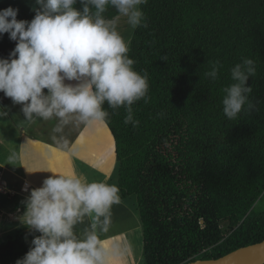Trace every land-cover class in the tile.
<instances>
[{"label": "trees", "instance_id": "obj_1", "mask_svg": "<svg viewBox=\"0 0 264 264\" xmlns=\"http://www.w3.org/2000/svg\"><path fill=\"white\" fill-rule=\"evenodd\" d=\"M81 11L84 4L76 0ZM90 15L95 9L88 5ZM128 56L147 74V102L112 109L120 199L133 196L143 264L217 258L264 238V0H147ZM119 13L108 5L103 16ZM253 59L251 110L222 111L230 69ZM219 61V63H215ZM215 68V79L207 75ZM247 109V105H245ZM41 235L18 231L0 244V264H16ZM264 264V263H263Z\"/></svg>", "mask_w": 264, "mask_h": 264}, {"label": "clouds", "instance_id": "obj_2", "mask_svg": "<svg viewBox=\"0 0 264 264\" xmlns=\"http://www.w3.org/2000/svg\"><path fill=\"white\" fill-rule=\"evenodd\" d=\"M36 2L46 10L36 11L30 21L17 20L18 9L11 6L0 10V35L7 33L16 41L9 57L0 59V92L23 105L29 119L35 113L44 119L56 116L66 124L75 114L86 125L105 123L106 101L112 109L125 108V125H138L132 105L141 99L147 102V74L134 70L128 42L117 30L115 18L106 20L103 13L111 5L132 29L146 26L140 5L147 0H81L82 12L73 7L76 0ZM88 5L94 7V17ZM255 73V61L246 57L230 69L232 83L223 88L221 101L228 119L254 107L247 81ZM207 75L215 79V68ZM119 193L116 184L89 183L75 173L44 179L30 192L24 215V222L41 235L16 264H110V250L100 245L95 229L103 224L102 230H107L112 206L120 203ZM85 216L92 219V230L78 239L73 228ZM112 251L115 257L122 255L118 244Z\"/></svg>", "mask_w": 264, "mask_h": 264}, {"label": "crops", "instance_id": "obj_3", "mask_svg": "<svg viewBox=\"0 0 264 264\" xmlns=\"http://www.w3.org/2000/svg\"><path fill=\"white\" fill-rule=\"evenodd\" d=\"M0 100V105L3 107L5 104V96H2L1 93ZM2 107L0 109L4 111ZM19 108L21 107L19 106ZM18 115L20 119L15 120V126L17 127L15 131H11L10 127H8L4 132V136L0 137V144L4 146L2 149L3 156L1 155L0 157V173L7 182V188L12 191L11 194L7 193L4 195H8L10 199L13 198L11 199V203L4 202L3 205H0V244L14 237L18 231L31 227L24 222V215L27 210L30 192L41 187L43 180L47 177L63 173H75L77 176L90 183L93 181H105L112 170V164L109 167H105V171L104 168L96 167L89 163L100 172L96 178L94 177L92 179L87 176V179L80 173L78 167H76L74 157L79 159V161L87 167L83 161L88 158L86 154L84 155L86 148L89 146L88 144H86V146L85 144H74L78 146V151H75L73 150V142L71 141L73 132H69V129L66 130L64 127H61L60 131H56V129L51 126V123H48L51 121V118L45 119V128L43 127L42 129L49 130L53 134H58L59 138L53 139L47 135L34 133L33 130L39 129L38 125H35V120L39 118V115L33 113L31 119L23 117L25 114L23 115L21 112H18ZM39 119L44 120L42 117ZM11 133H13V135H11ZM12 140L15 141V146L11 142ZM65 141H67V145H65ZM112 142L114 156L113 138ZM13 158L15 162H13ZM96 164L98 165L99 162ZM97 170L94 171L97 172ZM4 173L7 174L8 179L4 178ZM9 205L12 207L11 210L9 209ZM124 206L125 201L123 202L121 199L119 204H114L112 206L111 223L109 225L114 224L113 217L116 214V207L123 209ZM101 221H103V218H101ZM92 224V219L85 216L83 222L77 223L74 226V234L78 239L82 238L86 232L92 230ZM103 227V224H100L97 225L95 229L101 246L106 244V242H108L107 239L112 235V233L106 234L108 231L102 230ZM121 261L122 260L119 261V264H122Z\"/></svg>", "mask_w": 264, "mask_h": 264}, {"label": "rangeland", "instance_id": "obj_4", "mask_svg": "<svg viewBox=\"0 0 264 264\" xmlns=\"http://www.w3.org/2000/svg\"><path fill=\"white\" fill-rule=\"evenodd\" d=\"M114 18L117 30L129 43V39L133 29L128 25L127 18L120 16L119 14ZM114 18L109 20H113ZM65 83L75 82L65 81ZM44 91L45 93L47 92L46 89ZM0 93L2 94V96L4 95L2 92ZM4 102L5 104L3 105V107L0 105V108H4L5 111L4 112L2 109H0V113H2L0 114V137L4 136V132L8 127H10L11 131H15V129L17 128L15 126V120L20 119L18 112H21L24 115V112L21 110V108H23V105L14 103L11 98L8 97H5ZM19 106L21 108H19ZM39 118L41 117L39 116ZM39 118L35 120V125H38L39 129L33 130L34 133L40 135H47L53 139H58V134H53L49 130L42 129L46 124V121L45 119L41 120ZM48 123H51V126L55 129L64 127L66 130L69 129V132H73V138L71 139V141L73 142V150L76 151L78 149V146L74 145L76 143L82 145L85 144V146L86 144L89 145L85 150L86 152L84 153V155L86 154L88 158L87 160L84 158L85 161H83L88 168L85 167V165H83L79 161V159L74 157L76 167H78L80 173H82L86 178L87 176H89L93 179L94 177L96 178L100 172L96 169V167H102L106 171L105 167H109L112 164V170L109 174V177L107 176L105 182H107L108 184H116V160L113 156L112 136L104 123L94 121L91 124L86 125L84 123H81L75 114H72L68 118V123L66 124L63 123L61 119L56 116L51 117V121H49ZM11 135H13V133H11ZM11 142L15 146V141L12 140ZM3 147V144H0V157L1 155L3 156ZM12 160L13 162H15L14 158ZM97 162H99L98 165L96 164ZM89 163L93 164L96 167L90 165ZM94 170H97V172ZM4 178L8 179V176L5 173ZM8 197V195L0 194V205H3L4 202L11 203V199L13 198L10 199ZM259 205L261 209L264 208L262 207L263 204L261 202L258 204V206ZM11 208V205H9L10 210ZM115 212L116 214L113 217L114 224L108 225L106 230L108 231L106 234L112 233V235H110V237L107 239L108 242L102 245V247L110 250L108 253L109 257L111 258L110 264H119L120 260H122V264H143L141 227L139 223V218L137 216L134 197H128L125 200L124 208L120 209L116 207ZM113 244L120 245L123 257L122 255L115 257V253L112 251Z\"/></svg>", "mask_w": 264, "mask_h": 264}, {"label": "water", "instance_id": "obj_5", "mask_svg": "<svg viewBox=\"0 0 264 264\" xmlns=\"http://www.w3.org/2000/svg\"><path fill=\"white\" fill-rule=\"evenodd\" d=\"M46 3V0H43ZM18 9L17 20L30 21L36 11H45L43 4L36 0H0V10L7 7ZM16 41L10 40L7 33L0 35V58L7 59L15 48ZM264 238L258 242L238 247L217 258L194 259L184 264H263Z\"/></svg>", "mask_w": 264, "mask_h": 264}, {"label": "built area", "instance_id": "obj_6", "mask_svg": "<svg viewBox=\"0 0 264 264\" xmlns=\"http://www.w3.org/2000/svg\"><path fill=\"white\" fill-rule=\"evenodd\" d=\"M0 193L2 194H7V193H12V191H10L7 188V182L5 181V179H3L2 174L0 173Z\"/></svg>", "mask_w": 264, "mask_h": 264}, {"label": "flooded vegetation", "instance_id": "obj_7", "mask_svg": "<svg viewBox=\"0 0 264 264\" xmlns=\"http://www.w3.org/2000/svg\"><path fill=\"white\" fill-rule=\"evenodd\" d=\"M1 59V58H0Z\"/></svg>", "mask_w": 264, "mask_h": 264}]
</instances>
